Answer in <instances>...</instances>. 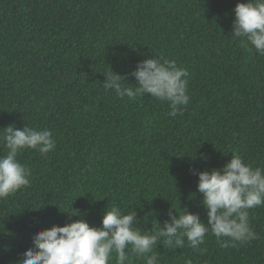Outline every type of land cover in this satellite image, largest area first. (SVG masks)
Instances as JSON below:
<instances>
[{
    "label": "trees",
    "instance_id": "obj_1",
    "mask_svg": "<svg viewBox=\"0 0 264 264\" xmlns=\"http://www.w3.org/2000/svg\"><path fill=\"white\" fill-rule=\"evenodd\" d=\"M246 2L0 0V131L30 126L56 139L46 156L18 157L31 183L0 199V264L34 247L37 231L81 218L101 226L113 204L135 210L141 231L170 222L171 207L207 223L198 172L222 169L233 153L264 168V55L232 36L234 8ZM160 58L189 72L182 115L150 94L103 89L108 69L138 87L137 64ZM249 220L258 236L250 243L221 247L209 233L203 254L187 240L154 252L160 264H264V206Z\"/></svg>",
    "mask_w": 264,
    "mask_h": 264
},
{
    "label": "clouds",
    "instance_id": "obj_2",
    "mask_svg": "<svg viewBox=\"0 0 264 264\" xmlns=\"http://www.w3.org/2000/svg\"><path fill=\"white\" fill-rule=\"evenodd\" d=\"M233 38L240 37L249 51L264 55V0H247L234 8ZM250 46V47H249ZM103 89L118 97L130 100L150 94L166 102L168 115L176 118L190 104L188 95L189 72L178 66L175 60L147 59L137 64L131 73L138 87L125 86L123 77L106 72ZM0 146L6 154L0 155V199L8 198L22 188L30 186L31 170L18 157L25 150H36L46 156L56 148V139L49 129L13 125L0 131ZM207 160V155L201 153ZM197 189L203 194L202 206L206 209L207 223L199 214L186 208L169 210L170 222L158 223L151 231L136 227V212L127 214L118 205L105 208L102 224L90 226L84 219L53 225L37 231L32 237L34 247L23 252L14 264H133L131 253L144 264H160L154 249L158 244L170 250L187 245L193 252L203 254L201 245L206 235H213L221 247L243 245L258 238L251 227L249 210L264 206V168L253 167L242 156L232 154L231 160L222 169L212 168L197 173ZM38 209V208H37ZM175 211L178 215H173ZM69 214V213H68ZM70 216H80L72 209ZM227 238V239H225ZM185 264H192L191 259Z\"/></svg>",
    "mask_w": 264,
    "mask_h": 264
}]
</instances>
